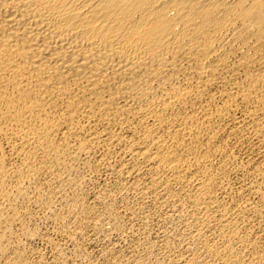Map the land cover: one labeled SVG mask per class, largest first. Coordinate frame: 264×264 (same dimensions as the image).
Here are the masks:
<instances>
[{
    "label": "bare ground",
    "instance_id": "bare-ground-1",
    "mask_svg": "<svg viewBox=\"0 0 264 264\" xmlns=\"http://www.w3.org/2000/svg\"><path fill=\"white\" fill-rule=\"evenodd\" d=\"M0 264H264V0H0Z\"/></svg>",
    "mask_w": 264,
    "mask_h": 264
},
{
    "label": "rangeland",
    "instance_id": "rangeland-1",
    "mask_svg": "<svg viewBox=\"0 0 264 264\" xmlns=\"http://www.w3.org/2000/svg\"><path fill=\"white\" fill-rule=\"evenodd\" d=\"M38 246H43L42 244L40 243H36ZM102 247V245H98V246H95V250L98 251V249H100ZM97 248V249H96Z\"/></svg>",
    "mask_w": 264,
    "mask_h": 264
}]
</instances>
